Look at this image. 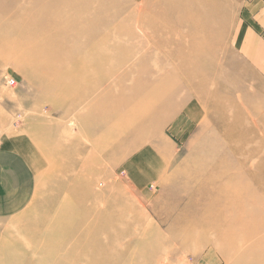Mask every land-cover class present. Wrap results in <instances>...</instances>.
Segmentation results:
<instances>
[{
	"label": "bare ground",
	"instance_id": "1",
	"mask_svg": "<svg viewBox=\"0 0 264 264\" xmlns=\"http://www.w3.org/2000/svg\"><path fill=\"white\" fill-rule=\"evenodd\" d=\"M51 1H56L58 10L50 12L43 8V11L30 13L31 18L18 19L12 29L15 33L14 44L20 53L19 58L17 57L18 66L23 73L32 77L33 73L26 69V63H30L42 72L58 76V80L51 81L48 85L52 90L60 92L61 97L69 95V91L66 92L62 87L65 86L63 80L66 79L63 77L68 76V86L78 88L77 96L81 102L93 99L99 101L107 94L112 95V89L116 91L124 88L120 101H114L113 104L117 114L123 109L131 115V119L128 117L120 120L115 129L117 132L114 133L116 135L114 141L117 143L114 144L119 143L122 148L126 145L124 141L128 137H133L129 134L128 126L131 125L127 122L134 120L137 124L140 120L152 121L165 112V102L168 99L178 107L182 106L185 94L190 95L194 107H191L188 113L193 119H198L202 115L199 105L208 106L200 129L204 131L205 127L201 125L207 123L210 126V120L214 118L210 127L214 126L218 130L222 128L225 139L229 141L234 139L235 143L231 151L220 153V149L223 148L215 135L210 138L211 145L207 151L203 150L206 146L195 141V146H203L199 151L206 153L198 156L212 175L204 183L208 192L200 199L194 200L191 203L192 207L187 210L196 214V217L188 225L185 223L180 237L181 241L183 240L181 246L185 247L187 240L196 241L200 245L205 243L209 248L217 249L223 259L239 257L242 258V264H264V109L260 106L251 107L249 98H236L226 95L227 93L223 95L219 90L220 82L223 85L224 81L219 74L222 68L220 63L225 59L222 52L225 48L223 42L227 21L230 18L224 12L229 1L166 0L164 6L170 14L167 15L164 11L162 18L159 16L161 19L138 18L131 22L114 20V16L111 18L107 14L95 17L96 7L90 5L92 0ZM73 6L75 9L71 10ZM175 12L180 14L179 19H172V13ZM33 15L41 16V19H33ZM23 21L27 23L22 25ZM32 23H42L43 26L28 29L27 25ZM124 24L127 34L117 36L115 30L117 29L119 33ZM180 29L184 35L180 33ZM136 33L139 34L137 37L139 44L132 46L129 38ZM1 34L0 43L9 41L8 37ZM154 52L166 58V62L158 68L151 67V73H145L144 78L139 72L136 73L132 86H127L125 80L131 73H120L121 69L137 55L141 56L136 60L139 65L148 62ZM145 79L147 86L143 88L140 81ZM171 81L175 85L170 88L156 86L158 83L166 85ZM230 81L241 91L238 73L230 77ZM211 84L214 85V91L210 93L207 88ZM96 88L109 89V92L103 90L102 94H98ZM256 92L253 95H256ZM59 101L60 99L55 102ZM100 114V110L86 113L87 117L90 116L94 119L95 125L99 126L104 122ZM162 118L155 120L160 122ZM134 128L136 129V126ZM99 129L100 127L94 130L93 123L85 127L87 136L92 134L97 147L101 146L105 135V130ZM201 132L197 134V138L202 137ZM134 137L137 136L134 134ZM229 152L236 158L222 159ZM67 155L69 161L80 160V154L77 152H70ZM161 157L166 159L162 155ZM171 158H168L169 165ZM100 169L101 167L95 165L92 173ZM135 170L137 169L132 170L133 176L138 178ZM55 187L63 188L58 184ZM69 191L72 192L76 203L81 206L74 208V213L78 214L74 221L70 219V222L61 221L59 228L51 227V224L48 226L46 215L51 212L53 206L46 204L41 209V217L36 214L20 229V233L35 246L31 252L35 253V256L41 254L42 259L36 261L29 254L19 258L17 251L30 250L29 244L22 245L18 242L11 246L1 239V250L12 249L14 253L10 257L8 254H0V264H144L141 262L142 259L155 258L156 249L165 248L164 244L154 246L145 238H142V243L134 249L107 246L98 232L111 228L116 219L107 220L100 214L96 221L89 220L93 210L83 205L88 199L96 196L91 185H82L81 181L75 180ZM198 201L203 202L200 209L196 208ZM137 218L136 223L147 219L141 213ZM180 219L178 216L177 221ZM171 228L176 231L178 229L177 226ZM56 229L59 230L58 235L55 233ZM76 232H79L80 236L72 242ZM43 240L53 241L55 245L36 246V242ZM87 247L93 248L83 256V250ZM5 256L8 259L5 262L1 261ZM137 256L142 259L139 261ZM152 264L160 263L156 260Z\"/></svg>",
	"mask_w": 264,
	"mask_h": 264
},
{
	"label": "rangeland",
	"instance_id": "2",
	"mask_svg": "<svg viewBox=\"0 0 264 264\" xmlns=\"http://www.w3.org/2000/svg\"><path fill=\"white\" fill-rule=\"evenodd\" d=\"M42 1L45 0H0V34L3 33L1 35L8 37L9 40L0 43V143L4 138L27 139L30 143L29 147H26L27 150L26 148L21 150L32 164L36 177L32 185L28 186L31 191L29 197L24 200L25 202L19 209H13L10 205L13 204V201L8 192L0 193V240L3 239L11 246L18 242L22 245L28 243L30 250L17 251V256L22 258L25 254H29L36 261L42 259L41 254L35 256V253L31 252L35 246L20 233V229L36 214L41 217V209L46 204L53 206L51 212L46 215V220L49 221L48 226L51 224V227L59 228L61 221H74V218L78 217V214L74 213V208L81 206L76 203L69 189L75 180H79L82 185H91L96 195L95 198H90L84 205L82 204L83 207L93 210L94 215H90L89 220L96 221L100 214H103L104 219L107 220L116 219V223L111 225V228L98 232L107 246L115 245L134 249L142 243V238H145L148 243L154 246L161 243L165 245V248L163 250L156 249L155 258L142 259L137 256V259L139 261L142 259L141 262L143 261L144 264H152L156 260L160 264H242V258L223 259L216 251L217 249L209 248L205 243L200 245L196 241L185 239L187 240L186 246H181L183 240L181 241L180 238L185 223L188 225L196 217V214L187 210L192 207L191 203L194 200L200 199L208 192L204 183L212 175L209 168L200 162L201 158L198 155L204 152L199 150L206 146L203 150L207 151L208 146L211 145L210 140L212 139L210 138L215 135L223 148L220 149V153L228 152L234 147V139L226 140L222 128L218 130L214 126H212L213 129L210 127L214 118L210 120V126L207 123L201 125V127H205L204 131L201 130L200 123L205 119L204 113L208 106L199 105L198 108L202 115L198 119L191 118L188 112L191 107H194V103L190 95L185 94L182 106H175V103L169 99L165 102L166 110L162 113L163 116L157 117L160 119L166 116L164 119L162 118V122L155 120L157 118L152 121L147 119L144 122L140 120L137 124L134 120L127 122L131 125L128 126V131L133 137H128L124 141L126 142L124 148L119 143V146L114 144L116 136L114 133L117 132L115 129L118 122L131 116L123 109L120 114H117L113 106L114 101H120V95L125 91L124 88H119L116 91L112 89V95L107 94L99 101L93 99L81 102L77 96L78 88L72 85L68 86V76H62L66 78L62 79L65 83V86L62 85V87L66 92L69 91V95L61 97L60 92L52 90L48 85L51 81L58 80V76L42 72L30 63H26V69L33 73L32 77H28L18 66L17 57L19 58L20 53L17 45L14 44L15 33L12 32L16 21L23 17H25L23 20L27 19L31 16L30 13L43 11V8L50 12L59 9L56 6V1ZM165 1L92 0L90 5L96 7L95 17L107 14L111 18L114 16V20L131 22L138 18L161 19L164 11L168 15L169 12L164 6ZM170 1L176 2L177 0ZM228 1L227 5H229L224 14H227L230 20L228 18L229 21L226 25L227 31L223 42L225 48L222 51L225 59L220 63L222 68L219 74L224 81L223 85L220 82L219 90L223 95L227 93L226 95L236 98H249L251 107L260 106L264 109V92H260L264 91V71L248 63L243 54L236 52L235 48L234 36L243 7L240 0ZM5 9L8 11H4ZM74 9L75 6L71 8V10ZM179 15L175 12L171 17L176 20L179 19ZM32 18L40 20L41 16L33 15ZM26 23L23 21L21 24L25 25ZM38 26L43 25L42 23H32L27 25V28ZM123 26L119 29V33L117 29L115 30L117 36L127 34L125 24ZM133 27L135 28V26ZM179 31L181 34L184 33L181 29ZM137 37H139L138 33L129 38V43L132 46H138ZM106 56L112 55L106 54ZM140 57L137 55L121 69L120 73H131V76L125 80L127 86H132L136 73L139 72L144 78L145 73H151V67L158 68L166 62V58L154 52L148 62L139 65L136 60ZM262 57L264 59V56ZM236 73L240 77L241 91L236 89L234 83L230 81V77L232 78ZM7 79H14L15 87H9L6 83ZM144 81L146 79L140 83L143 88H146L147 83ZM174 85V82L171 81L166 85L158 83L156 86L166 89ZM46 86L48 87L46 88ZM104 89L96 88L98 94H102ZM107 90L109 92V89ZM207 91L210 93L214 91V85H209ZM255 92L257 94L253 95ZM58 99L60 101L56 103L55 101ZM108 104L112 106L109 107ZM96 110L98 112L100 110L102 118H104V122L100 126L95 125L94 119L86 115V113ZM92 123L94 130L99 127V130H105L104 140L100 147H97L92 134L88 136L86 134L85 127ZM132 125L136 126V129H133ZM199 132L202 133L201 138H197ZM134 134L137 137H134ZM195 141L203 146H195ZM153 146L161 152L151 148H147L150 153L146 151V147ZM70 152L80 154V160L69 161L67 154ZM160 155L167 159L171 157L175 159L171 158L169 165V162ZM137 156H139L138 166L136 167L133 160L130 166L131 169H137L135 174L138 178L133 176V181H131L130 177L123 173L124 170L127 171L123 166L128 159H134ZM140 156L147 159L145 164L141 163ZM223 158L234 160L236 157L229 152ZM95 165L101 169L92 173ZM134 180H137L138 183ZM133 183H136L135 187L141 192L133 189L131 186ZM147 183L151 184L148 188ZM57 184L62 185L63 188L57 189L55 187ZM141 186L146 188L143 189ZM202 206L203 202L198 201L196 208L200 209ZM140 213L147 219H144V222L136 223L137 215ZM178 216L181 217L180 221H177ZM172 226H177V231L171 228ZM55 233L58 235L59 230ZM75 235L72 242L80 236L79 232H76ZM2 244L4 243L2 242ZM37 245L51 247L55 244L53 241L43 240L36 242ZM91 248L93 247L84 249L83 256H86ZM12 253H14L12 249L1 250L0 248V254H8L10 257ZM7 259L5 256L1 261L5 262Z\"/></svg>",
	"mask_w": 264,
	"mask_h": 264
},
{
	"label": "crops",
	"instance_id": "3",
	"mask_svg": "<svg viewBox=\"0 0 264 264\" xmlns=\"http://www.w3.org/2000/svg\"><path fill=\"white\" fill-rule=\"evenodd\" d=\"M240 2L243 11L234 36L236 52L243 54L248 63L264 71V59L262 57L264 56V0H240ZM29 145L27 139L21 140L20 138H4L0 143V193L8 192L11 195L10 199L13 204L10 205L13 209L21 208V205L25 202L24 200L31 193L28 186H31L36 178L32 164L21 150L22 148H28ZM147 148L160 151L155 146L146 147V151ZM132 160L136 166L139 164V156H137L134 159H128L123 166L127 170H124L123 173H126L131 181H133V169L130 166ZM146 160L144 156H140L142 164H145ZM164 160L168 162L167 158ZM135 184H131L133 189L141 192L135 187ZM147 184V188L151 186V184ZM141 188L146 187L141 186Z\"/></svg>",
	"mask_w": 264,
	"mask_h": 264
},
{
	"label": "built area",
	"instance_id": "4",
	"mask_svg": "<svg viewBox=\"0 0 264 264\" xmlns=\"http://www.w3.org/2000/svg\"><path fill=\"white\" fill-rule=\"evenodd\" d=\"M6 83L9 87H15L16 85V81L14 79H7Z\"/></svg>",
	"mask_w": 264,
	"mask_h": 264
}]
</instances>
